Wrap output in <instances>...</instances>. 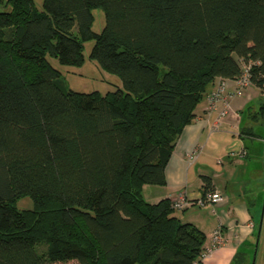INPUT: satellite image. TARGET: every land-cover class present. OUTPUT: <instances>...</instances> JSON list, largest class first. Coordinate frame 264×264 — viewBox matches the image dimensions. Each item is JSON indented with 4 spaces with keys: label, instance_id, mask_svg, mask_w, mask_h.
<instances>
[{
    "label": "trees",
    "instance_id": "obj_1",
    "mask_svg": "<svg viewBox=\"0 0 264 264\" xmlns=\"http://www.w3.org/2000/svg\"><path fill=\"white\" fill-rule=\"evenodd\" d=\"M88 40L120 87H64L48 57L80 65ZM244 66L264 91V0H0V264H203L204 232L142 186L165 183L208 86Z\"/></svg>",
    "mask_w": 264,
    "mask_h": 264
},
{
    "label": "crops",
    "instance_id": "obj_2",
    "mask_svg": "<svg viewBox=\"0 0 264 264\" xmlns=\"http://www.w3.org/2000/svg\"><path fill=\"white\" fill-rule=\"evenodd\" d=\"M219 82L223 83L225 94L237 88L236 79H214L194 108L193 120L175 139L164 169L165 183L144 184L142 195L148 202L163 198L172 201L181 195L193 200L174 213L181 221L190 222L204 232L203 264H235L237 252L245 255L242 264H251L262 215L254 264H264V137H247L253 131L241 127V112L253 99L263 96L264 91L250 83L235 96H227L224 113H221L223 101H218L215 110L209 112L207 94ZM246 137L251 139L250 145L246 144ZM201 176L210 178L223 200L204 206L194 202L202 195ZM219 225L223 243L212 248L211 233Z\"/></svg>",
    "mask_w": 264,
    "mask_h": 264
},
{
    "label": "rangeland",
    "instance_id": "obj_3",
    "mask_svg": "<svg viewBox=\"0 0 264 264\" xmlns=\"http://www.w3.org/2000/svg\"><path fill=\"white\" fill-rule=\"evenodd\" d=\"M35 6L40 8L41 0H35ZM92 12L94 15L92 28L95 31H100L104 23L103 12L99 7L93 8ZM92 44L93 40H88L83 43L82 53L84 59L80 65L61 64L56 58L48 57L49 63L59 70L65 88L83 92L97 90L104 94L121 86V81L116 74L104 70L95 60L89 58L88 53ZM241 118L242 129L253 131V134H249L247 137H252L253 139L254 137H264V95L253 99L247 107H245L243 112H241ZM247 137L245 139L246 144L250 145L251 139ZM15 204L19 209L30 208L32 206L31 199L27 196L19 198ZM36 248L39 252H42L45 249V245L38 244ZM69 262L71 263L72 261Z\"/></svg>",
    "mask_w": 264,
    "mask_h": 264
},
{
    "label": "built area",
    "instance_id": "obj_4",
    "mask_svg": "<svg viewBox=\"0 0 264 264\" xmlns=\"http://www.w3.org/2000/svg\"><path fill=\"white\" fill-rule=\"evenodd\" d=\"M235 79H236V83H237V88L233 92H231L229 94H225L224 93V85L222 82H219L218 85L216 86V88L211 90L207 94V102L208 103H207L206 108L209 112L215 110L216 103L218 101H223L224 109L221 111V113H224L227 106H228L227 98L235 96L236 94L239 93L240 89H242V88H244L250 84L249 74H248V66H244L243 72ZM221 200H223L222 193L218 189H213V190L207 191L204 194L197 197L194 202L196 204H198L199 206H204L207 204L212 205L214 203L220 202ZM192 202H193V200L189 196L181 195L178 198L172 200L171 205L174 209L182 210V209H185L186 207H188ZM211 238H212V246H211L212 248L223 243V235H222L220 225L217 226L212 231Z\"/></svg>",
    "mask_w": 264,
    "mask_h": 264
},
{
    "label": "water",
    "instance_id": "obj_5",
    "mask_svg": "<svg viewBox=\"0 0 264 264\" xmlns=\"http://www.w3.org/2000/svg\"><path fill=\"white\" fill-rule=\"evenodd\" d=\"M262 206H264V198H263V205ZM261 218H262V215L260 216V220H259V223H258L257 233H256V237H255L254 247H253L251 264H254V260H255V253H256V249H257L259 231H260V227H261Z\"/></svg>",
    "mask_w": 264,
    "mask_h": 264
}]
</instances>
